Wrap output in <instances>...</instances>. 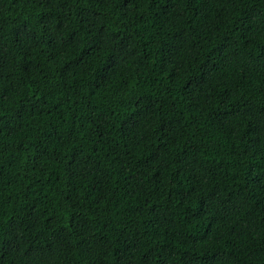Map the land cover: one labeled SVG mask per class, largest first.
<instances>
[{
    "label": "trees",
    "instance_id": "trees-1",
    "mask_svg": "<svg viewBox=\"0 0 264 264\" xmlns=\"http://www.w3.org/2000/svg\"><path fill=\"white\" fill-rule=\"evenodd\" d=\"M0 264H264V0H0Z\"/></svg>",
    "mask_w": 264,
    "mask_h": 264
}]
</instances>
